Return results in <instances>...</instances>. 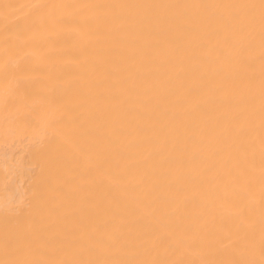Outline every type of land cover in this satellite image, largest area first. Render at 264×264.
<instances>
[{"label":"bare ground","instance_id":"bare-ground-1","mask_svg":"<svg viewBox=\"0 0 264 264\" xmlns=\"http://www.w3.org/2000/svg\"><path fill=\"white\" fill-rule=\"evenodd\" d=\"M0 264H264V0H0Z\"/></svg>","mask_w":264,"mask_h":264}]
</instances>
